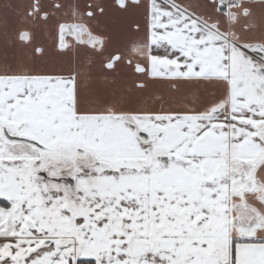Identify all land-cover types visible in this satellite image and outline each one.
<instances>
[{
    "label": "snow or ice",
    "instance_id": "snow-or-ice-1",
    "mask_svg": "<svg viewBox=\"0 0 264 264\" xmlns=\"http://www.w3.org/2000/svg\"><path fill=\"white\" fill-rule=\"evenodd\" d=\"M0 264H264V0H0Z\"/></svg>",
    "mask_w": 264,
    "mask_h": 264
}]
</instances>
